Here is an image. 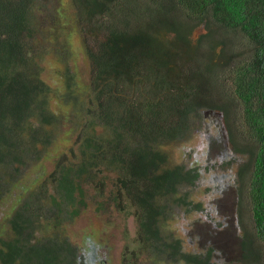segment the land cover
I'll return each mask as SVG.
<instances>
[{"label": "trees", "instance_id": "16d2710c", "mask_svg": "<svg viewBox=\"0 0 264 264\" xmlns=\"http://www.w3.org/2000/svg\"><path fill=\"white\" fill-rule=\"evenodd\" d=\"M44 1L0 0V204L16 200L0 224V264H91L67 237L39 232L46 221L58 229L77 218L85 187L103 194L106 173L138 225V251L124 264H264V0H70L90 68L83 96L75 73L64 95L42 79ZM55 52L66 64L69 53ZM54 97L69 109L74 146L50 156L54 168L39 186L18 193L29 166L63 140ZM208 110L223 112L234 152L248 156L237 183L254 226L240 212L236 261L219 263L206 244L187 250L168 228L176 213L202 209L186 191L202 174L163 148L190 139Z\"/></svg>", "mask_w": 264, "mask_h": 264}, {"label": "rangeland", "instance_id": "374dc122", "mask_svg": "<svg viewBox=\"0 0 264 264\" xmlns=\"http://www.w3.org/2000/svg\"><path fill=\"white\" fill-rule=\"evenodd\" d=\"M45 2L46 0L43 3ZM39 19L45 36L42 46H46L44 44L50 46L42 62V79L54 89L55 94L64 95L67 82L72 78L70 75L75 73V83L83 96V93L87 92L90 68L70 0H49L40 12ZM60 26L67 32L61 30L60 33ZM202 32L203 29L199 28L194 33L193 40L196 41ZM234 41L237 42L235 45L237 50H245L247 41L243 37L237 36ZM57 49L61 53L64 51L69 53L65 60L66 64L60 62L56 56ZM67 69L71 70L68 74ZM51 109L60 119L62 127L60 136L63 140L58 141L52 148L56 149L57 153L50 149L49 158L46 157L42 162L29 166L17 187L18 193L25 187L39 186L54 168V159L50 156L67 153L74 146L77 134L70 132L74 125L69 120L71 118L69 109L56 97L51 101ZM223 127L229 135L230 126L228 127L225 117L221 120L218 116H205L203 123L190 139L163 148L170 155L173 164L194 167L202 174L199 185L186 189L195 203H203L202 209L176 213L168 228L192 251L201 249L204 244L216 247L218 250L216 260L219 263L224 256L225 261L237 260L239 236L242 234L240 212L245 220L244 227L252 230L254 226L247 189L243 193L240 183H237L239 168L247 162L248 156L237 155L234 152ZM232 159H236L238 163ZM211 164L212 170H208ZM104 176L106 186L103 194L97 186H86L87 207L81 210L80 215L73 221L63 222L58 229L53 224L54 218L53 222L50 220L44 222L46 227L42 228L39 236L48 238L56 233L67 237L77 248L83 263L86 259V263L91 264H124L125 258L129 257L132 251H138L135 210L130 207L128 201L118 205L116 175L106 173ZM14 198L10 196L0 204V224L4 220V215L16 205ZM220 223H223L221 227L218 226Z\"/></svg>", "mask_w": 264, "mask_h": 264}, {"label": "water", "instance_id": "95a60500", "mask_svg": "<svg viewBox=\"0 0 264 264\" xmlns=\"http://www.w3.org/2000/svg\"><path fill=\"white\" fill-rule=\"evenodd\" d=\"M203 113H204L205 116H208V115H211V116H218L221 120H223V118H224L223 113H221V112H217V111H211V110H208V111H204ZM223 130H224L225 134L227 135V137L229 138V135L227 134V132H226V130H225V127H223ZM229 145H231V144H230V141H229Z\"/></svg>", "mask_w": 264, "mask_h": 264}, {"label": "flooded vegetation", "instance_id": "af4514ba", "mask_svg": "<svg viewBox=\"0 0 264 264\" xmlns=\"http://www.w3.org/2000/svg\"><path fill=\"white\" fill-rule=\"evenodd\" d=\"M49 0H46V2H48ZM228 141H230V138H228ZM233 160V162H235V163H238V161L236 160V159H232ZM233 162H231V163H233ZM206 169V168H205ZM209 169L210 170H212V164H211V166H209ZM217 206V205H216ZM184 247L185 248H187V246H186V244L184 243ZM187 250H191L190 248H187Z\"/></svg>", "mask_w": 264, "mask_h": 264}]
</instances>
